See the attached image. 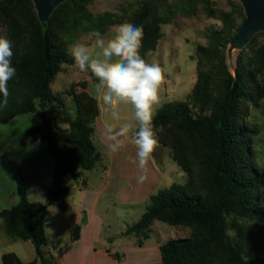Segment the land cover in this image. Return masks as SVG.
<instances>
[{
	"label": "trees",
	"instance_id": "1",
	"mask_svg": "<svg viewBox=\"0 0 264 264\" xmlns=\"http://www.w3.org/2000/svg\"><path fill=\"white\" fill-rule=\"evenodd\" d=\"M96 1L66 0L43 24L32 0H0V35L13 42L16 69L8 82L7 106L0 107V126L39 114L44 123L31 127L28 136L44 144L54 159L53 182L45 187L47 204L24 196L0 211L7 236L32 242L37 259L24 262L7 253L3 264H56L44 252L49 207L66 210L71 192L66 177L79 180L83 171L102 161L94 142L100 104L86 87L70 93L74 115L59 110L46 117V110L62 103L51 85L65 65L75 64L68 54L71 44L93 29L105 35L112 25L128 22L143 26L140 54L146 59L163 38V24L172 23L178 14L196 16L200 10L210 18L219 15L221 27L212 29L207 43L197 47L192 93L163 105L153 120L159 145L172 150L188 182L152 196L126 235L148 239L155 222L189 228L188 238L170 239L161 246L162 264H264V166L255 157L260 129L250 117L251 108L264 102V43L258 42L264 32L238 52L232 68L228 51L245 19L239 2L231 0L233 7L225 12L217 11L212 0H138L123 14H94L90 7ZM78 237L76 228L72 238Z\"/></svg>",
	"mask_w": 264,
	"mask_h": 264
},
{
	"label": "rangeland",
	"instance_id": "2",
	"mask_svg": "<svg viewBox=\"0 0 264 264\" xmlns=\"http://www.w3.org/2000/svg\"><path fill=\"white\" fill-rule=\"evenodd\" d=\"M137 1L98 0L90 9L94 14L105 12L123 14V9H129L130 3H137ZM168 1L169 3H175L179 0ZM212 4L217 11L228 12L233 7L231 0H212ZM220 27L219 15L210 18L201 10L193 17L178 14L172 23L162 25L163 38L157 50L149 53L145 59L149 63H158L165 69V80L160 89V104L156 113L163 105L185 100L192 93L197 81V47L205 45L209 32ZM109 35L108 31L104 36ZM88 42V35H80L71 46L76 43ZM258 42L264 43V35L258 38ZM237 55L238 52H234L229 56L232 68L236 65ZM96 82L90 72H81L75 64L65 65L63 72L57 76L55 82L51 85V91L62 100L65 107L60 102L54 104L46 110V117H52L59 110L74 115L75 104L70 93L78 92L86 87L87 92L96 98L94 92ZM99 104L102 116L108 125L119 127L122 123L127 122L132 115L130 107L124 106L120 113V120L117 121L112 118L110 110H107L101 101H99ZM250 117L260 129L258 136L255 138V157L257 162L264 166V102L260 108H251ZM43 123L44 119L39 114H29L0 126V211L11 208L18 201L19 196L25 193L33 202L40 203V198L43 195L46 196L45 187L52 185L54 159L44 144L39 143L38 146H35L27 135L31 127ZM96 142L101 150H107V146L104 145L103 147L99 138L96 139ZM155 153L158 155L157 158L161 165L157 166L161 180V191L169 189L174 184L185 185L188 182L187 174L174 161L170 148L162 147L159 151L156 149L153 154ZM65 182L69 187L73 182V178L67 176ZM42 204H47L46 200ZM111 208L113 211L110 214L109 221L113 234L122 224L121 218L117 214L122 207L112 205ZM124 217L130 224H134L138 220L133 212L129 216L125 214ZM54 219L55 216L52 214L48 220L47 231L49 237L52 235ZM159 225L161 226H157L154 232L150 233L148 239L133 236H131L132 238H126L125 236L121 238L123 241L131 240L150 245L159 239L166 243L170 239H184L191 235V230L187 227L170 226L162 222ZM115 234L116 238L120 236V234ZM49 250V246L44 248L46 259H51V251ZM7 253H15L24 262H32L37 259V252L33 243L7 236L4 230V222L0 218V264H3V255ZM38 264L43 263L40 261Z\"/></svg>",
	"mask_w": 264,
	"mask_h": 264
},
{
	"label": "crops",
	"instance_id": "3",
	"mask_svg": "<svg viewBox=\"0 0 264 264\" xmlns=\"http://www.w3.org/2000/svg\"><path fill=\"white\" fill-rule=\"evenodd\" d=\"M106 125L108 123L100 111L96 121L94 142L102 156V161L93 170L83 171L79 180L73 179L69 186L71 192L67 197L66 210L49 207L46 234L49 239L50 255L56 264H162L161 246L165 244L162 239L150 245L142 243L140 246L138 242L123 241L121 238L123 236L132 238L126 235V231L139 222L150 206L152 196L161 191V180L157 169V166H161L158 155L152 154L148 164L147 180L143 184L137 183V167L128 159L134 157L136 151L130 142L117 154L98 147L97 138L103 147L107 146L104 137ZM28 137L35 146L42 144L38 139ZM161 148L162 146L159 145L157 151ZM24 196L29 198L26 193L21 194L13 206ZM40 199V203L45 200L47 203L46 196L43 195ZM112 205L122 207L117 213L122 224L113 234L109 221L113 211ZM132 212L138 217L134 224H130L124 217L125 214L129 216ZM52 214L55 219L52 235L49 237L48 220ZM159 223L161 222L154 223L151 232H154L157 226H161ZM76 228L79 229V237L73 239ZM115 233L120 236L116 238Z\"/></svg>",
	"mask_w": 264,
	"mask_h": 264
},
{
	"label": "clouds",
	"instance_id": "4",
	"mask_svg": "<svg viewBox=\"0 0 264 264\" xmlns=\"http://www.w3.org/2000/svg\"><path fill=\"white\" fill-rule=\"evenodd\" d=\"M109 33L105 37L98 29L91 30L89 42L72 45L68 54L81 72H90L95 78V96L110 110L114 120H120L124 106L130 107V119L119 127L106 125L104 137L112 154L119 153L128 142L135 147V156L128 159L137 167V183L143 184L147 180L149 161L159 146L153 120L160 104L165 69L141 56L142 25L119 23L112 25ZM13 56V42L6 35H0V94L3 97L0 107L7 106L8 82L16 75Z\"/></svg>",
	"mask_w": 264,
	"mask_h": 264
},
{
	"label": "water",
	"instance_id": "5",
	"mask_svg": "<svg viewBox=\"0 0 264 264\" xmlns=\"http://www.w3.org/2000/svg\"><path fill=\"white\" fill-rule=\"evenodd\" d=\"M40 21L47 24L50 17L66 0H32ZM239 2L245 12V19L229 48V56L244 49L259 33L264 32V0H234Z\"/></svg>",
	"mask_w": 264,
	"mask_h": 264
}]
</instances>
